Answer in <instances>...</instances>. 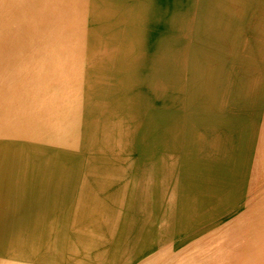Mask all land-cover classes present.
<instances>
[{"label":"bare ground","instance_id":"1","mask_svg":"<svg viewBox=\"0 0 264 264\" xmlns=\"http://www.w3.org/2000/svg\"><path fill=\"white\" fill-rule=\"evenodd\" d=\"M196 2L0 0V264H264V0Z\"/></svg>","mask_w":264,"mask_h":264},{"label":"rangeland","instance_id":"2","mask_svg":"<svg viewBox=\"0 0 264 264\" xmlns=\"http://www.w3.org/2000/svg\"><path fill=\"white\" fill-rule=\"evenodd\" d=\"M197 6H200V4H199V0H197ZM196 12H198V7H196ZM158 27V26H157ZM157 27H155L156 29H157ZM85 112V111H84ZM90 111L89 110H86V112H85V114L83 113V117H82V121H80L79 122V124H78V127H79V129H78V134H80V135H78L77 136V141H76V146L77 147H79V146H81V145H83V147H84V150H86L87 152H93L94 150H93V146H94V144L95 143H97V142H104V138L102 137V127L107 123H105V122H103V121H101V118H99L100 117V112H99V110H94V112L93 113H90L89 114V117H91L93 120H96V123H98L100 126H101V130H99L98 128H96V126H90V125H88L89 123H90V121L92 120V119H90L89 117H88V119L87 120H85L86 118H85V116L86 115H88V113H89ZM108 125H109V123H107ZM88 130H90V131H94V133L91 135V136H89V134L87 133V131ZM95 131H96V133H99L100 132V134L99 135H97V134H95ZM82 133H84V134H82ZM129 142V138L128 139H126V140H124V139H122L121 140V142L119 143V144H116V149H115V151L118 153V151H123V149H126L127 148V146H129L130 144L128 143ZM92 143H93V145H92ZM138 145H137V142L135 141V142H133V139L131 140V148L132 147H137ZM32 151V152H31ZM105 151V150H104ZM49 152V151H48ZM45 152V153H47V154H41L40 153V151L37 149V150H29L28 151V153L31 155L32 153L34 154H32L31 156H35L34 158L36 159V166H38V165H41V163L40 162H42L43 164H46V166H47V164L49 163V162H51V161H47L48 160V154H50L51 156H50V158L52 157V158H54V160L52 161V162H58L59 161V159H61L60 158V153H53V152ZM106 152V151H105ZM104 152V153H105ZM90 154V153H89ZM42 155V156H41ZM104 155H108V154H104ZM36 157H38V158H36ZM43 157V158H42ZM107 158H108V156H106ZM40 159V160H39ZM121 159H122V163H124V164H127V163H131L129 160H130V156L128 157V158H123V157H121ZM37 173H40V174H42L43 176H45L46 175V173L48 172V170L47 169H42V170H40V171H36ZM15 178H17V177H15ZM97 207V206H96ZM92 210H94V206H93V209ZM60 217H62V215H60Z\"/></svg>","mask_w":264,"mask_h":264}]
</instances>
